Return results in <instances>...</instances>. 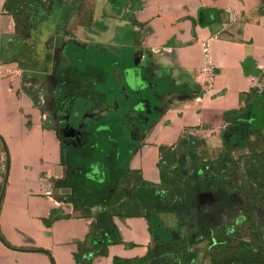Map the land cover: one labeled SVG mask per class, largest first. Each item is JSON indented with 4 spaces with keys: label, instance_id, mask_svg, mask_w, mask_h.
<instances>
[{
    "label": "crops",
    "instance_id": "1",
    "mask_svg": "<svg viewBox=\"0 0 264 264\" xmlns=\"http://www.w3.org/2000/svg\"><path fill=\"white\" fill-rule=\"evenodd\" d=\"M39 2L46 10L23 33L9 0H0V142L9 157L0 264H83L79 244L99 235L101 215L82 204L88 196L93 205L91 190L107 184L112 171L161 184L169 152L184 173L260 149L264 0ZM213 36H219L211 41L218 76L202 90L201 42ZM95 52L96 62H109V88L95 84L105 97H78L68 109L58 85L73 71H101L89 57ZM63 124L82 139L72 151L74 166L57 132ZM68 178L83 182L86 194L69 188ZM218 199L203 190L169 213L110 216L119 243L88 264L140 260L173 242L195 248Z\"/></svg>",
    "mask_w": 264,
    "mask_h": 264
},
{
    "label": "trees",
    "instance_id": "2",
    "mask_svg": "<svg viewBox=\"0 0 264 264\" xmlns=\"http://www.w3.org/2000/svg\"><path fill=\"white\" fill-rule=\"evenodd\" d=\"M32 2L38 6L41 5L39 0H32ZM15 4L16 0H9V10L11 6ZM104 80L105 77L103 72L94 68L89 67L84 71H73L70 78L63 80L58 85V89L63 93L61 100L64 105L70 109L75 99L78 97L94 99L97 96L95 84L101 83ZM57 132L61 138L66 141L74 142L77 137V132L67 124L61 125ZM84 142L86 143L85 140ZM85 146L86 145L83 147ZM64 147L63 148L68 153L70 163L74 166L72 151L80 149L81 146H78V148H75L73 145ZM253 157L255 160L257 159L260 161V166L252 170L250 173L252 181L256 185V192L253 201L245 202L241 209V215L247 214L249 215V219H252V216H254L264 202V151L255 153ZM230 162V158L208 162L205 165L208 167V171L203 169L202 173H196V179L199 185H203L205 179H209L211 181L209 189L212 192H215L217 188H223L226 195L235 193L233 183L229 180L227 175L223 174V172L228 169ZM175 171L178 172V169L175 168ZM135 173L136 172L134 171H112L109 175L107 184L102 185L98 189L93 188L91 190L92 197L95 199L101 198L100 202L102 207H115L122 198H127L131 208H129V212L125 213L110 212L106 209L100 213V233L99 235L89 236L83 243L79 244V252L76 255L78 262L83 264L91 263L95 257L106 255L109 245L119 243L110 216L149 218L154 213L172 212L177 201L181 203L182 208H185L186 198L188 197L190 190L183 183L182 179H180L179 187L176 191L174 186L165 185L163 172L161 174V184L141 181ZM212 182H214V184ZM66 184L69 188L73 189L77 195L82 196L86 194L87 190L84 187L85 184L83 182L73 183L70 178H68ZM221 201L224 203L223 199H221ZM90 205L86 207L88 210L93 207V205ZM217 208L220 210L221 205L218 204ZM250 212H253V214ZM261 233L262 232L259 233L257 239L259 242L264 243V235ZM226 242L230 244L229 239H227ZM222 243V241H217L215 243L214 249L216 253L222 252ZM254 247V253L253 250L245 248L241 253H236L225 261L214 257L212 264H264L263 248L260 244H254ZM158 248L161 250V255H171L168 261L170 264H192L190 248L183 242L168 243ZM153 256L154 250L151 249L147 256L140 260L117 257L114 259V264H151ZM216 260L219 261L217 262Z\"/></svg>",
    "mask_w": 264,
    "mask_h": 264
},
{
    "label": "rangeland",
    "instance_id": "3",
    "mask_svg": "<svg viewBox=\"0 0 264 264\" xmlns=\"http://www.w3.org/2000/svg\"><path fill=\"white\" fill-rule=\"evenodd\" d=\"M42 5V4H41ZM33 4L32 0H16V4L11 6V10L18 16V22L21 26V32L25 33V23L34 19L35 17L41 16L44 11L46 10L45 6ZM97 53H91L89 55L94 67H100L101 71L104 74L109 70L108 61L105 63H101L100 59H97ZM100 58V57H99ZM121 67H124V63L120 64ZM143 72V71H142ZM106 78V77H105ZM106 82V83H105ZM104 83L106 84L104 86ZM110 81L106 79L99 83V88H103V91H107L109 88ZM97 96L94 99L89 100H101L105 97V95L98 89L95 88ZM100 91V92H99ZM83 98L84 97H80ZM86 99V98H85ZM88 99V98H87ZM80 107V105H75L73 114H75L76 110ZM261 137L264 138V132L259 134ZM263 144L259 145V150H248L245 151H236V153L232 157H225L230 158L231 162L228 166V178L235 188V193L231 195H226L223 188H217L215 192H212L209 189V185L211 181L209 179H205L203 185H199L196 179L197 172L208 171V167L205 166L207 163H202L197 166L196 169L191 168L186 170V172H182L180 167L177 164V156L176 154L169 152L167 156L164 158L163 162L161 163L162 172L164 173V183L165 185H172L174 189L177 191L179 187L180 179L183 180V183L189 188V196H191L192 192L194 194H198L201 191L205 190L215 196L216 199L219 200L217 203L221 205V208L212 209L209 212L207 218L210 219L206 227H203V231L200 235V238L193 246L190 247V257L192 258V264H212L213 258L220 259L225 261L236 253H241L245 248L253 250L255 252L254 244L261 245L264 250V243L258 241L257 237L259 233L262 232L264 235V203L261 205L260 209L252 216V219H249V215L242 214L241 209L244 206L245 202H252L254 199V194L256 192V185L252 181L251 172L255 168L260 166V161L255 160L253 155L255 153H260L264 151V140ZM224 158V159H225ZM223 160V159H219ZM263 163V161H262ZM205 166V167H204ZM175 168L178 169V172L175 171ZM238 181L241 185H238ZM214 184V182H212ZM237 184V185H236ZM233 198V199H232ZM221 199L224 200L222 203ZM85 203L82 205L85 206V209L88 210L86 207L90 205V197L85 196L84 198ZM101 198L95 199L93 201V206L96 208V213H101L104 209L110 212H129L131 208L129 200L127 198H122L119 203L115 207H102ZM230 202L227 206L226 213H222L221 209L226 203ZM91 206V205H90ZM253 214V212H250ZM256 217V218H255ZM238 226V228H237ZM261 233V234H262ZM227 239L230 240V244L226 241ZM217 241H222V252L216 253L214 249V245ZM154 256L151 260V264H170L168 263L170 254L161 255V250L158 247H154ZM264 252V251H263ZM217 261V260H216ZM219 261V260H218ZM217 261V262H218Z\"/></svg>",
    "mask_w": 264,
    "mask_h": 264
},
{
    "label": "built area",
    "instance_id": "4",
    "mask_svg": "<svg viewBox=\"0 0 264 264\" xmlns=\"http://www.w3.org/2000/svg\"><path fill=\"white\" fill-rule=\"evenodd\" d=\"M219 36H213L211 39L203 40L201 42V49L203 55L202 66L198 70V76L200 78V86L202 90L212 89L214 86L218 70L213 58L212 40H218ZM63 143L69 147L70 144L67 141ZM9 171V157L4 145L0 142V209L3 202L4 188L7 181V175Z\"/></svg>",
    "mask_w": 264,
    "mask_h": 264
},
{
    "label": "flooded vegetation",
    "instance_id": "5",
    "mask_svg": "<svg viewBox=\"0 0 264 264\" xmlns=\"http://www.w3.org/2000/svg\"><path fill=\"white\" fill-rule=\"evenodd\" d=\"M78 139L82 140V139H81V136H80L79 134H77V137H76V139H75L74 142H71V141H68V140H67V142H68L70 145H73V146H82V145H83L82 142H78ZM263 203H264V202H263ZM216 206H217V205H216Z\"/></svg>",
    "mask_w": 264,
    "mask_h": 264
}]
</instances>
